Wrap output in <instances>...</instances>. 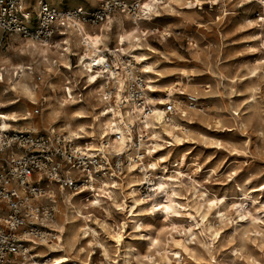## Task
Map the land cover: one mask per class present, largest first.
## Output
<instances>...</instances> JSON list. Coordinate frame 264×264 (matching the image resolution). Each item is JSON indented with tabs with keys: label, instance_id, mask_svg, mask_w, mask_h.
I'll return each mask as SVG.
<instances>
[{
	"label": "rangeland",
	"instance_id": "obj_1",
	"mask_svg": "<svg viewBox=\"0 0 264 264\" xmlns=\"http://www.w3.org/2000/svg\"><path fill=\"white\" fill-rule=\"evenodd\" d=\"M34 1L28 0L26 4L32 12L36 10V6H33ZM233 1L228 4L225 18H216L218 7L212 10L204 7L202 11L192 9L196 13H186V18H178L174 14L166 15L161 10L158 13L160 16L151 17L150 22L140 21L137 27L125 18L121 27L117 22H113L112 30L103 37L102 41L106 47L109 49L112 47L110 50H113L117 32L122 28L137 30L136 34L139 35L140 40L152 49L149 50V61L154 63L156 73L152 76L157 90L151 96L155 99L162 98L163 104L173 99L175 106L179 105L174 116L181 124H185L189 131L188 134H180L175 138L170 133L164 132V140L161 143H163V152L166 153V163L174 169L179 166V160L184 155L185 161L181 169L194 177L200 191L205 188L209 190V196H211L210 192L216 196L225 195L227 210H230L231 201L238 202L242 198L243 205L248 207L250 212L243 218L233 212L229 214L231 220L225 223L219 222L216 217L210 215L208 220L213 227L207 234L211 237H205L203 234L201 236V233L197 232L186 239L185 235L173 230L161 215L147 217L143 211H140L136 218L140 219L142 227L137 229L123 212L103 202L104 208L89 207L84 211L92 210L91 213L96 216L99 223L104 220L112 229L123 224L121 243L117 245L108 236L112 234V229L103 230L95 224L93 227L99 232L96 239L81 240L80 237L77 239L76 247H83V252L68 249L52 253L49 258L66 255L70 258L67 264H264V219H262L264 208L260 204L264 201V44L260 42L264 39V27H260L257 23L247 26L242 22L243 18L255 19L260 16L257 6H237ZM51 4L63 8L76 6L70 5L72 0H54ZM83 4L81 6L91 8L95 6L96 0L94 3ZM141 28L149 29V32L142 36L138 32ZM152 28L157 29L153 34L150 33ZM164 29L169 31L168 35L162 32ZM20 42L24 40L14 35L3 37L0 32V52L14 56L16 54L14 46ZM62 46L60 38L54 37L48 45L47 56H54L53 52L63 51ZM68 63L70 68L60 63L53 73L49 72L51 74L49 80L55 88L54 91L46 88L42 91L36 88L34 97L36 104L23 99V102L17 106L2 108L0 112L21 109L31 117L38 118L44 107L41 105L42 95H46L51 100V111L60 114L57 124L62 123L61 114H69L74 110L73 106L65 109L62 103L72 95L75 100L87 99L86 93L89 89L84 78L76 72V58L73 55H69ZM42 64L39 60L25 61L24 67L26 65L31 69L11 67L8 69V75L11 76L16 72L18 78L23 70L25 76L21 77L25 81H28V76L31 75L33 83L40 85L43 77L38 70H45ZM3 65L0 64V68ZM27 71L32 73L26 74ZM70 76L77 80L75 86L66 83ZM57 86L63 91H58ZM69 88L72 92L68 91ZM78 93H81L80 98L77 97ZM186 94L199 97V105L196 109L186 108L184 101ZM0 99H3L1 93ZM35 108H38L37 113H33ZM179 109L186 111V115ZM90 120L88 117L81 121L88 123ZM216 120L219 121L218 124H215ZM16 127L23 128L22 122ZM37 131L40 135L48 134L46 128ZM54 133L62 135V132L57 130ZM85 141L80 139L75 142L84 144ZM150 160V157L145 158L144 163ZM184 180L187 183L186 185L182 183L181 193L188 196L192 190L189 189V184L192 182L186 177ZM126 181L125 172V177L113 191H116L118 200H124L128 204L130 199L124 196L127 193ZM143 186L137 191L138 196L147 195L148 189L146 185ZM51 187L52 193L58 198L56 203L64 201L58 187L56 185L53 187L52 184ZM241 193L249 195L252 201L248 197H242ZM92 198L87 193H77L68 206H72L71 203L75 206H78L79 202L88 203ZM102 198L103 201H108V196ZM235 207H232L233 211ZM173 218L178 219L179 216L174 215ZM189 221L191 220L185 219L181 222V226L187 228ZM58 237L61 238V235L59 234L57 239ZM151 237H157L158 243L153 245ZM165 239H169L170 242L165 243ZM173 239L181 240V247L174 245ZM183 243L186 245L184 248ZM164 249L168 251L178 249L181 253L169 254L172 258L168 262L163 254ZM35 261L39 263L42 258L34 256L33 261L30 262Z\"/></svg>",
	"mask_w": 264,
	"mask_h": 264
},
{
	"label": "bare ground",
	"instance_id": "obj_2",
	"mask_svg": "<svg viewBox=\"0 0 264 264\" xmlns=\"http://www.w3.org/2000/svg\"><path fill=\"white\" fill-rule=\"evenodd\" d=\"M38 1L40 0L34 1L33 6H36V8ZM45 1L47 3H53L54 0ZM196 1L198 2L199 0ZM186 2L187 0H166V3L162 6V10L166 13V15L174 14L178 18H186V13H196L191 8L185 7ZM233 2L237 6H257L260 10V16L255 19L243 18L242 22L247 26L257 23L260 27H264V0H234ZM83 3H94V0H85V2L83 0H72V4L70 5L81 6L84 5ZM187 4L190 5V3ZM154 7V0L144 2V9L150 10ZM126 17L127 15L125 13H118L116 22L119 27H121L122 21H124ZM81 29V27H79V29H65L66 35L64 36V40L69 46V48L68 46L66 48L67 52H53L55 55L49 57L47 56L48 46H39L31 39H23L16 34H10L24 40V42H20L14 46L16 53L14 56L0 52V64H4L0 68V93L3 96V99H0V109H5L9 106H17V104L23 102V99H26L31 104H36V101L34 100L37 92L36 88L42 91H44L45 88L49 91H54L55 88H53V85L49 80V76L51 75L49 72L53 73L60 63L64 64V67L70 68L68 63L69 55H73L76 58V72L81 78H84V82L87 84L86 87L89 88L86 93L88 95V100H75L73 95L68 100H65V102L62 103L65 109L73 106L74 110H72L69 114H61L63 122L57 124L58 116H60V114L54 113L57 111H51V100L46 95H42L43 104L41 105L44 107L42 108V112L38 118L31 117L29 113L22 111L21 109L3 110L0 112V126L4 128L11 126L16 127L22 122L23 128L31 129L34 132H38L37 130L46 128L48 130V134H45L47 138H51L53 133L57 130L62 132L63 137L69 140L77 139V141H79L80 139H85L86 148L89 150H108L115 153H121V151L126 149L124 143L126 137L125 134L129 132V129L133 125L136 126L138 131L141 129L148 130L150 128V133L152 134L151 136L153 139L152 143L146 146L144 143H139L136 147L140 148L141 146H145L143 148L147 149V155H149L151 160L147 163L129 162L125 164V172L127 175L125 189L127 190V193L124 194V196L130 199L128 204H126L124 200H118L116 191H113V189L110 193L108 192L107 195L104 194L103 191L97 195L93 194L92 200H89L88 203L79 202L78 206L71 203L72 206H68L76 194L67 192L64 188H58L64 201L56 203L55 219L57 216V220L53 219L51 226L58 230L61 238L58 237L57 241L53 240L54 242L31 244V247L36 249L35 256L41 257L42 261L39 263L35 261L26 264H67L70 261V258L66 255H58L54 258H49L48 256L52 253L68 249H76L77 252H83V247H76L78 244L77 239L79 237L81 240L87 238L96 239L99 232L95 227H93L95 224L99 225L103 230L107 228L112 229L111 225L104 220L99 223L96 216L91 213L92 210L84 211L89 207L92 209L98 208L99 206L104 208L102 206L103 202H105V205L113 206L120 212H123L127 218H130L133 225L137 229L142 227V223L139 221L140 219L136 218L140 211H143L144 215H147V217L161 215L169 222V225L173 230L185 235L186 239H188L189 235H195L197 232L201 233V236L203 234L205 237H211L207 234V232L211 230V227H213L211 225V221L208 220V216L210 215H213L219 222L222 223L230 221L231 218L229 214H232L233 212H235L240 218L245 217L246 214L250 212V209L243 205L242 198L238 202L231 201V203H229L230 210H227L225 195L216 196L214 193L210 192L211 196H209L208 189L204 188L200 191L197 188L199 185L195 182L194 177L185 173L184 170L181 169L185 161L184 155L180 158L178 167L173 169L168 166L165 160L166 153L163 152V143H161V141L164 140V132L170 133V135L175 138L180 134H188L189 131L185 124H181L178 121L176 116H173L170 123L164 122L163 111L161 108V105H163L162 98L155 99L152 96L151 98L149 97L148 99L155 104L154 112L151 116L143 117V119H141V117H138L137 114H134V112L129 109L121 111L119 109V100L117 99V96L116 100L113 101H111V99L104 100L100 96L103 82H96V76L87 72L86 69H83L82 65L87 67L84 62H89V59L94 57L100 49V45H103L104 48H109L106 47L102 41L105 36L103 33H99L95 30V28H92L94 30L92 32L85 31L83 33ZM133 31V28L128 30L122 28L121 31L117 32V35L115 36L114 48H116L118 55H127L131 60H134L135 65L133 67L143 73L148 92L151 95L157 90V86L154 84L153 80L154 77L152 76L153 73H156L154 63L149 61V50L151 51L152 49L147 47V45L140 40L139 35H137L136 32L133 33ZM162 32L166 35L169 34V31L166 29L162 30ZM260 42L261 44H264V39H261ZM95 58L96 57H94V59ZM99 59L102 58L100 57ZM38 60L43 63L42 67L45 69L38 70L41 71V75L43 77V81L40 85L33 83V77L31 75L28 76L29 80L25 81L21 77L22 75L25 76L23 70L21 71L22 73L18 75L20 76L18 78L16 77V72L13 74L15 76L8 75V69L11 67L31 69L30 67H26V65L24 67L25 61L36 62ZM31 73V71L26 72V74ZM70 77L73 81L69 79L66 83H71L72 86H75L77 80L74 79L75 77ZM57 90L61 91L62 88L57 86ZM68 91H71V88H69ZM8 95H10V97L6 98ZM66 101L68 104H66ZM176 108H179V105H176ZM180 112H183V114L186 115V111L180 110ZM88 117L91 119L90 122L87 123L81 121L82 119H87ZM214 122L215 124L219 123L218 120ZM241 124L244 125L242 122ZM111 132L118 133L119 140L112 143L107 142L106 145L102 144L99 139ZM126 155L129 157V161H135L130 156L129 152H126ZM184 177L188 178L189 181L192 182L189 184V189L192 190L188 196L181 193L182 183L185 185L187 183V181L184 180ZM143 185H146L148 189L147 195L138 196L137 191L140 190ZM52 186L54 187V184H52ZM107 196L108 201H103L104 198L102 197L106 198ZM241 196L250 198L249 195L245 193H241ZM237 200L239 199L237 198ZM250 200L252 201L251 198ZM260 204L262 208H264V201H261ZM234 206H236L235 211L232 210V207ZM174 215L179 216V218L174 219ZM185 219L191 220L187 223V228L181 226V222ZM122 228L123 224L121 227L117 226L116 229L113 228L112 234L108 235L117 243V245L121 243L123 238L121 231ZM150 239L153 245L157 244L159 241L157 237H151ZM172 241L174 242V245L181 247V240L173 239ZM87 242V244H89V241ZM169 242V239L165 241L167 244ZM182 246L183 248L186 247L184 243ZM172 253L180 255L181 252L178 249L174 251L164 249L163 254L168 262H170L172 258L169 254ZM150 258L152 257L150 256ZM153 262H155V260H153Z\"/></svg>",
	"mask_w": 264,
	"mask_h": 264
},
{
	"label": "built area",
	"instance_id": "obj_3",
	"mask_svg": "<svg viewBox=\"0 0 264 264\" xmlns=\"http://www.w3.org/2000/svg\"><path fill=\"white\" fill-rule=\"evenodd\" d=\"M27 1L0 0L2 36L16 34L41 46L50 45L57 36L63 51L67 50L64 40L67 28L81 27L83 33L96 28V31L106 35L112 30V23H116L119 12L125 13V20L137 27L140 21L150 22L151 17L160 16L158 13L166 3V0H154L155 7L147 10L143 5L148 0H96L91 8H63L40 0L32 12L26 6ZM232 1L187 0L185 7L198 11L204 7L209 10L218 7L216 18H225L228 4ZM155 31L156 28L150 29L151 34ZM134 32L137 30L134 29ZM138 32L146 35L149 29ZM99 48L94 55L96 58L84 62L87 67L82 65V68L95 75L96 82H103L100 96L111 101L117 96L121 111L129 109L141 119L151 116L155 104L148 99L151 95L144 75L134 69V60L127 55H118L116 48L109 50L103 45ZM65 94L68 98L66 88ZM77 97L80 98L81 93ZM184 101L188 110L199 105V97L194 94H186ZM175 104L171 99L161 105L164 122L172 121L176 114ZM37 112L38 108H35L33 113ZM150 131V128L136 131L133 125L125 134L127 150L115 153L89 150L86 142L77 144V139L69 140L56 133L47 138L31 129L0 126V264L29 263L36 254L31 244L57 239L59 232L51 226V222L55 219L58 198L52 193L51 184L72 193H87L91 197L102 191L107 194L119 186L125 176V164L142 163L149 157L143 147L152 143ZM99 140L106 145L119 140V135L111 132ZM139 143L145 146L136 147ZM126 152L135 161H129Z\"/></svg>",
	"mask_w": 264,
	"mask_h": 264
},
{
	"label": "crops",
	"instance_id": "obj_4",
	"mask_svg": "<svg viewBox=\"0 0 264 264\" xmlns=\"http://www.w3.org/2000/svg\"><path fill=\"white\" fill-rule=\"evenodd\" d=\"M96 29V28H95Z\"/></svg>",
	"mask_w": 264,
	"mask_h": 264
}]
</instances>
